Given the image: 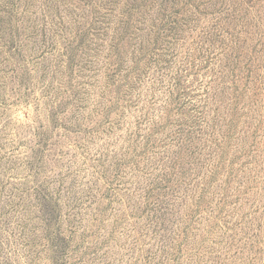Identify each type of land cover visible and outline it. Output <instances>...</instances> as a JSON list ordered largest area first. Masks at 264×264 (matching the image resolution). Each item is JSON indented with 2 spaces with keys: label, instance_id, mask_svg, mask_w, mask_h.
<instances>
[{
  "label": "rangeland",
  "instance_id": "obj_1",
  "mask_svg": "<svg viewBox=\"0 0 264 264\" xmlns=\"http://www.w3.org/2000/svg\"><path fill=\"white\" fill-rule=\"evenodd\" d=\"M0 264H264V0H0Z\"/></svg>",
  "mask_w": 264,
  "mask_h": 264
}]
</instances>
